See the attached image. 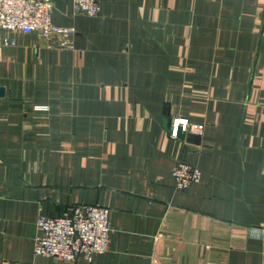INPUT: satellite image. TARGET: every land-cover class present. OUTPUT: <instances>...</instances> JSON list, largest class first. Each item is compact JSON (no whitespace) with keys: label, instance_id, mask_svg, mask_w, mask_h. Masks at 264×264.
Returning a JSON list of instances; mask_svg holds the SVG:
<instances>
[{"label":"crops","instance_id":"crops-1","mask_svg":"<svg viewBox=\"0 0 264 264\" xmlns=\"http://www.w3.org/2000/svg\"><path fill=\"white\" fill-rule=\"evenodd\" d=\"M98 1L53 0L73 49L0 29V264H264V0ZM76 204L110 209V248L35 253Z\"/></svg>","mask_w":264,"mask_h":264},{"label":"built area","instance_id":"built-area-1","mask_svg":"<svg viewBox=\"0 0 264 264\" xmlns=\"http://www.w3.org/2000/svg\"><path fill=\"white\" fill-rule=\"evenodd\" d=\"M75 11L96 16L101 11L98 0H72ZM53 0H0V29L38 32L48 47L73 49L76 30L53 22ZM14 43V42H13ZM203 125L187 118L173 117L170 135L201 131ZM173 175L176 189L182 191L202 179V170L188 162L179 161ZM35 253L55 257L63 263L75 261L79 255L91 259L95 253L110 248V209L100 204H76L61 216L41 215L37 219Z\"/></svg>","mask_w":264,"mask_h":264},{"label":"water","instance_id":"water-1","mask_svg":"<svg viewBox=\"0 0 264 264\" xmlns=\"http://www.w3.org/2000/svg\"><path fill=\"white\" fill-rule=\"evenodd\" d=\"M179 137L193 143H199L200 136L192 132H179Z\"/></svg>","mask_w":264,"mask_h":264}]
</instances>
